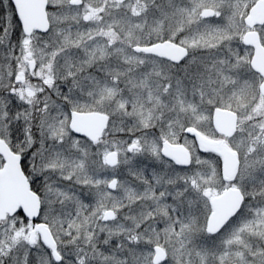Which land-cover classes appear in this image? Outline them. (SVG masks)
<instances>
[{"label": "snow or ice", "instance_id": "1", "mask_svg": "<svg viewBox=\"0 0 264 264\" xmlns=\"http://www.w3.org/2000/svg\"><path fill=\"white\" fill-rule=\"evenodd\" d=\"M0 264H264V0H0Z\"/></svg>", "mask_w": 264, "mask_h": 264}]
</instances>
